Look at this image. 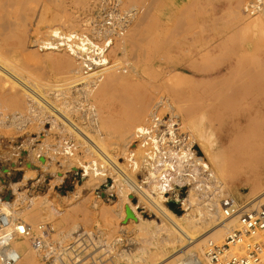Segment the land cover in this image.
I'll return each mask as SVG.
<instances>
[{"label":"rangeland","instance_id":"374dc122","mask_svg":"<svg viewBox=\"0 0 264 264\" xmlns=\"http://www.w3.org/2000/svg\"><path fill=\"white\" fill-rule=\"evenodd\" d=\"M94 1L0 0V201L6 200L7 197L13 198V210L17 215L14 221L32 225L34 227L32 228L34 236L35 234L36 236L40 234L39 230L36 229L45 223L50 224L55 230L52 240L56 242L70 243L80 232L100 230L102 238L99 241L88 242L89 248L74 264H139L136 261L139 256L146 255L145 257H147L155 251V247L151 245L155 241L150 239L151 236L148 233L138 230L139 228L135 224L129 225L128 220H125L126 218L120 219V212L133 204L141 207L138 210L140 213L146 212L149 214L151 221L160 222V219H166L167 208L162 205H159L158 209L154 208L155 211L146 208L144 203H147V200L144 197L148 192L144 187H136L131 183L130 179H126V183L122 182L124 188H127L126 190L129 192L126 193L127 199L125 197L122 199L123 201L119 198L111 197L110 199L114 202H106L103 201L105 198H99L98 194L103 189L102 184L104 181L96 179L94 187L88 188L84 186V182L89 179V176L84 177L85 171L82 164L87 165L92 159H97L96 155L86 150L85 143L76 136L74 130V132H70L69 130L71 129L66 125L64 127L62 121L56 118L54 114L52 115L48 110H43L41 105L37 101L36 103L25 89L23 90L24 85L21 86L26 83L31 87L48 88L50 85L57 83V86H54V89L58 87L56 89L58 90L57 94L54 89L48 93L52 99H54L53 97L57 98V95L59 97L62 96L61 94L65 96L60 98L69 97L70 94L75 95L77 89H82V86L76 88L72 86L71 82L69 83V77L73 74L68 72L61 57V55L67 56L68 54L64 51L59 53L57 50L54 52L45 51L41 47L43 46L42 42L51 40L53 34L50 31H52L51 29L54 30V28H58L60 32H65V34L73 31L91 34L95 32L94 18L99 15V11L96 9L94 11ZM122 1L124 9L136 8L138 14L129 28L130 31L128 30L124 37L125 39H116L115 46L107 51V57L111 65H124L129 68V75H136L134 77L137 83L128 89L129 92L126 91V96H129L130 102H133L131 98L135 96L138 90L150 89L151 86L155 93L161 92L170 95L178 93L184 95L180 101L178 100L183 116L185 115V129L178 131L180 136L188 132L193 133L195 128H198V131L201 132L205 131L206 127L211 125L213 141L215 146H217L216 153L221 158V164L224 165L219 180H214L211 177L208 180L214 196L207 193L205 188L198 189L196 196L199 197L197 198L199 200L197 201L196 209L203 208V205L209 203L213 198L218 199L217 201L222 203L221 200L227 195L234 198L238 204L247 205L257 194L264 192V108L253 111V99L251 97L248 98V102L245 104L229 109L224 107V102L219 96L220 83L214 76L224 64L223 62H225L223 57H229L223 51H213L212 54L208 55L209 57L206 55L201 57V53L194 59L191 57L194 53L185 57L177 71L183 73L187 79L179 84L168 83L169 81L167 80L170 73L175 71L171 66L173 63L178 62L176 59H168L166 55L168 51L173 50L174 53L177 50L180 56L183 57L191 51V46H197L198 48L205 44L208 46H237L246 42L249 34L240 31V28L236 27L234 15L230 10L232 1ZM85 28H89V30ZM177 29L179 33H177ZM159 31L161 32L158 33ZM168 31L171 33L170 37ZM49 32L52 36H50ZM221 37L223 38L221 39L222 41L219 40ZM93 41L101 43L94 36ZM168 43L171 45L170 47ZM178 43H181V48L177 49ZM119 45H123V47L120 48ZM259 45L260 43H255V48H248L246 57H251V51L253 54L259 53L261 55L262 61L257 63V66L259 67V78L262 79L264 91V44ZM218 54L220 57H218ZM208 61L212 63H208ZM250 61L253 60L248 58L247 62H249V65L251 64ZM211 67L212 69H210ZM8 72H11L10 75ZM66 81L68 82L65 83ZM102 84L100 87L103 86ZM187 84L189 86H186ZM136 85L137 87H135ZM119 93L120 90H110L106 97L107 100L103 103H97L95 100L84 101L83 98L82 103L80 102L82 106L80 104L78 106L80 110L76 111V108H74L73 112L68 113L73 121L102 142L110 154L118 156L119 161L123 163V158L118 155L120 143L123 139V136H121L122 131L120 132L123 127L122 121L124 120L123 107L114 97H117ZM201 94L207 96L205 97L208 100L206 103L200 101L199 97ZM113 97L114 100H112ZM262 97L264 99V94ZM79 98L81 100L82 97ZM209 103L210 109L208 108ZM208 110H210V114L206 118L201 117ZM240 110L242 112L247 111L248 115V125L245 126V134L235 135L230 138L226 146L223 144L225 142L224 132L228 125L229 116H237V112L242 113ZM93 113L97 115H93ZM38 118L39 120H37ZM208 119L211 120V124L208 123ZM190 120L193 122L191 123ZM42 135H46L45 139H48V141L40 154L42 157L39 158L36 156V150L38 145H41L44 140L41 138ZM195 135L197 136V133ZM32 139L34 142L31 141ZM20 143L22 144L20 145ZM81 143H83L82 147ZM66 144L77 149L75 158L71 159L59 153L58 157L52 158L51 155L45 153L47 149H56L60 145L65 146ZM196 144H194L193 150L197 156L201 157L200 149H198L199 143ZM207 162L211 164L210 161ZM16 168L23 169V171L31 168L33 173L31 172L30 179L20 186L17 192H14L11 185L15 184L25 173L23 171L16 172ZM212 168L216 171L213 165ZM184 170H187L186 166ZM178 172L179 174L181 173L180 170ZM188 172L190 170L186 172L187 175L189 174ZM186 174H180L179 176L185 177ZM215 174L217 176L218 171ZM116 176V174L112 173L108 183L118 188L115 180H112ZM83 178L85 179L84 182H82ZM8 184L11 185L9 186ZM129 186H132L131 189ZM70 187H73L74 190H69ZM104 189H108V187ZM77 190L80 193L78 196L75 195ZM110 194L112 196L115 194L117 197L116 190H112ZM10 195L12 196L10 197ZM188 195L187 188L180 191L181 197L187 198ZM139 202L140 204H138ZM121 203L124 205L122 206ZM178 207L179 205H176V208ZM1 208L2 206L0 205ZM142 208H145V210ZM34 211L41 215L35 214ZM34 214L36 218H34ZM154 214H158V217ZM143 215L145 216V214ZM124 217L126 216L124 215ZM159 217L160 219H158ZM236 225L237 222H235L234 226L236 227ZM23 237H20L21 240L18 239L20 240L19 243ZM28 239V245L33 248L35 240L32 238ZM149 243L151 246H149ZM107 247L112 250L110 249L108 252L109 249ZM184 247L186 246L179 245V250L170 251V259L172 260V257L175 258L184 254L189 249V247ZM15 248H18L17 245ZM36 262V264H43L38 250L36 252ZM21 263L22 260L20 261ZM204 263L211 264L207 258H204Z\"/></svg>","mask_w":264,"mask_h":264},{"label":"bare ground","instance_id":"6f19581e","mask_svg":"<svg viewBox=\"0 0 264 264\" xmlns=\"http://www.w3.org/2000/svg\"><path fill=\"white\" fill-rule=\"evenodd\" d=\"M231 1L232 4L230 6V10L234 15L236 27L240 28V31L249 34V37H247L246 42L241 43L237 46H208L207 44H205L201 47L199 46L201 49L197 46H191V51L188 52V54H185L183 57L180 56V53L177 50H175L174 53L173 50L168 51L166 52L168 59H176L178 60V62L173 63V65L171 66V68L175 69V71L173 73H170L167 80L169 81L168 83L171 82L179 84L187 79L185 75H183V73L177 71V69H179V67L182 65V61L185 59V57H188L194 53L191 56L194 59L200 53V56L202 57L204 55L208 56L212 54L213 51H223L224 54L229 57H223L225 62H223L224 64L214 76L220 83L219 96H221L222 102H224V107L226 109H229L234 108L238 105L245 104L248 102V98L251 97V99H253L252 110L258 111L264 108V99L262 97L264 91L261 82L262 79L259 78V67L257 66V63L262 61V57L259 53L253 54L252 51L250 52L251 57H246V50H248V48H255V43H260V45L264 44V0ZM118 2L120 3L121 7L120 12L124 15L123 19H121V16L115 14L113 11L111 14H109V16L112 18L110 23L106 22L103 26H100V28L93 32V34L91 35L80 34L79 32L75 31L69 34H65V32H60L58 28H54V30L51 29L52 31H50L53 34V37H51L52 42L51 40L49 42H42L44 47L41 44V48H43L45 51L54 52L55 50H57L59 51V53L64 51L66 54L69 55H61L68 72L73 74L71 77L68 76L70 79L69 83L71 82V84H73L72 86L76 88L82 86V89H77L75 95L70 94L69 97L60 98L62 96H65L64 94H61L62 96L59 97V95H57V98L53 97L54 99H52L50 98L51 95L49 96L48 93L50 90L54 89V86H57V83L54 85H50L48 88H43L39 86L31 87L28 86V84L26 83L22 85L20 82L19 83L21 86L24 85L23 90L25 89V91L28 92V94L35 100V102L37 101L41 105L43 110H48V112L50 111L52 115L54 114L56 118L62 121L64 127L66 125L71 129L69 130L70 132L74 130L75 132H73L76 133V136L79 139H82V141L85 143L87 147L86 150L96 155L97 159H92L87 165L82 164L83 169L85 171L84 177L89 176V179L86 182H84L85 179L83 178L82 182H84V186L92 188L95 186L94 182L96 179L104 181L102 184L103 189L100 190L101 192L98 194V196L99 198H105L103 201L114 202L112 199H110L111 197L119 198L120 200L124 199L125 197L127 199L126 193L128 191L126 190L127 188H124L122 182L127 181L126 179H130L131 183H133L136 187H144L148 192V194H145L144 197L146 198L147 203L143 202L146 208L152 209L154 211V208L158 209V207H160L159 205H162L163 207L167 208L168 213H165L166 219H160L159 217L158 219H160L161 221L159 220L160 222H158L151 221L150 215L146 212L140 213L138 211L139 208L141 209L140 206H135L131 204V208L129 207L134 214L133 218L128 219L129 225L135 224L137 228H139L138 230L148 233L149 236H151L150 239L155 241L154 243H151V245L155 247V251L147 257H145L146 255L139 256L136 260L139 264H206L204 263V258H206L204 254L206 253L207 242L213 241L218 244L224 242V237H226L229 231L235 227L234 224L236 222V219H230L225 217L223 211V204L217 201L218 199L216 198H211L212 202L210 201L209 203L203 205V208L196 209L197 201L199 200L197 199L199 197L196 196L197 192L199 191L198 189L205 188L207 193H210L212 196L213 190L211 189V184L208 180L210 177L214 178V180H219V178L221 177L220 175L222 168L224 167V165L220 162V156L216 153L217 146H215L213 141L212 127L211 125H208L205 131L202 132L198 131V128H195L193 131L197 133V136L194 132H188L183 136H180L179 132L185 129V115L183 116V112L179 107V101L182 97H184V95L182 94L176 93L174 95H170L168 93L166 94L161 92L155 93L152 89V86L150 85V89L138 90L135 96L131 98L133 102H130L129 96H126V91H128L130 87L137 83L134 77L136 75H129V68L125 67L124 65H111V62L108 60L107 57V51L109 50V48L111 49V47L113 48L115 46L116 39H122L126 36L130 26L133 24V20L135 21L137 17L138 10L136 8H130L126 10L123 7V1L118 0ZM85 29L89 30V28ZM160 32L161 31H159L158 33ZM177 33H179V30ZM168 35L170 37L171 33H169ZM50 36L52 35L50 34ZM93 36L95 39H99L101 43L94 42ZM221 39L223 38H219V40ZM165 45L167 44L165 43ZM170 46L171 45H169V47ZM122 47L123 45L120 46V48ZM179 47L181 48V43H178L177 49ZM218 57H220L219 54ZM248 58L253 60L250 61V65L249 62H247ZM213 59L215 60V58ZM209 62L211 61H208V63ZM86 64H88V67L92 66L90 71L88 72H85L84 67ZM210 69H212V67ZM8 73L10 75L11 72ZM67 82L68 81H66L65 83ZM101 82L104 83L102 84ZM100 83L103 85L102 87H100ZM186 86H189V84H187ZM135 87H137V85ZM182 87H184V85H182ZM56 89H54L55 93L58 91ZM110 90H120V93L117 94V97H114L118 102H120V104H122L123 107L122 112L124 120L122 121V130H120V132L122 131L121 136H123V139L120 143V148L118 151V155L123 158V163L119 161L118 156L111 155L108 149L102 144V142H100L90 133L86 132V130L81 125L73 121L68 113L73 112L75 110L74 108H76V111H79L80 108H78V106L79 104L81 105L83 98L84 101L95 100L97 103L105 102V100H107L106 97ZM79 97H82L81 100ZM114 97L112 100H114ZM205 97L207 96L201 94L199 97L200 101H204L206 103L208 100ZM71 106L74 107L71 108ZM210 107L211 106L209 103L208 108L210 109ZM209 112L210 110L201 115V117L206 118L210 114ZM246 112H237V116H229L228 125L224 132V145L227 146L228 142L230 141V138L234 137L235 135L239 136L245 134V126L248 125V115ZM93 115L97 114L93 113ZM39 118L41 121V116ZM39 118L37 120H39ZM190 122L192 123L193 121L190 120ZM208 123L211 124V120L208 119ZM41 138H43L44 140L41 145H38V149L36 150V156L39 158L42 157L40 154L42 153L43 147L48 141V139H45L46 135H42ZM31 141L34 142L33 139ZM195 143H199L198 149H200V153L202 155L201 157L199 155L197 156L193 150V146ZM21 144L22 143H20V145ZM60 146L56 149H47L45 150V153L51 155L52 158L58 157V153L71 159L75 158L77 154L76 148L74 149V147H70L67 144L65 146ZM82 146L83 143H81V147ZM207 161H210L211 164ZM212 165L216 168V171H218L217 176L215 174L216 171H214L215 169L213 170L212 168ZM185 166L187 170H184ZM31 168L33 169V167ZM31 168L27 169V171H23V169H15L16 172L23 171L25 173H23L20 178L17 176L19 179L15 184H10L14 192H17L18 188L30 179L32 172ZM179 170L181 172V175L186 174L188 170H190V172H188L189 174H186V176L184 177L179 176ZM112 173H114V175H117L116 177H113L112 180H115V183H117L118 188L113 185L111 186V183H108L110 175ZM112 180H110V182H112ZM3 184L5 183L3 182ZM127 184L130 185L129 183ZM107 187L108 189H104ZM185 188L188 189L189 193L187 198H183L180 196V191L184 190ZM112 190H116L117 197L115 194H113V196L110 194V192L112 193ZM133 190L135 189L133 188ZM79 194V190H77L75 195L78 196ZM11 196L12 195H10V197ZM257 200L264 201V192L259 195L257 194V196L252 201H250V203L248 202V204H251ZM140 202L138 204H140ZM121 204L122 206L124 205L123 203ZM170 204H174L175 207H171ZM0 205L2 206L0 210L4 213L11 215L14 221L17 215L16 212L13 210V198L11 197L10 199L9 197H7L6 200L0 201ZM176 205H179V207L176 208ZM142 209L145 210V208ZM178 211H180V213ZM34 213L38 214L37 211H34ZM35 214L34 218H36ZM143 214H145V216L147 217H145ZM124 215L126 217H124ZM154 215H157L156 217H158V214ZM124 218H126L125 220L127 221V214L125 208L120 212V219ZM21 224L22 223H19L18 226H21ZM22 225H26L30 229L34 228L32 225L29 224ZM25 229L26 228L24 227V230ZM36 230H38V228ZM18 239L21 240V238ZM18 239L14 241L13 245L14 247L17 245L18 248H16V250L20 251L22 260L21 264H36V246L33 245V248L30 247V245H28L29 239L26 236L22 238L23 242L21 241L19 243L20 240ZM17 240L18 242H16ZM151 245L149 243V246ZM179 245L189 247V249H187V251L180 256H177L175 258L172 257L171 260V257L169 255L170 251L179 250ZM107 249H109V252L111 248L107 247ZM144 251L146 252V250Z\"/></svg>","mask_w":264,"mask_h":264},{"label":"built area","instance_id":"2783aa9c","mask_svg":"<svg viewBox=\"0 0 264 264\" xmlns=\"http://www.w3.org/2000/svg\"><path fill=\"white\" fill-rule=\"evenodd\" d=\"M95 9L99 11V15L94 18L95 31L106 22L110 23L112 18L109 14L113 11L120 15L121 19L124 18L118 0H95L94 11ZM91 67L86 64L85 72L90 71ZM221 201L225 217L236 219L237 225L229 231L221 244L207 242L205 253L207 260L211 264H264V201L240 205L229 195ZM19 223L21 222L13 221L11 215L0 210L1 264L20 263V251L16 250L13 243L23 236L35 240L34 245L41 255L43 264H74L89 248L88 242L99 241L102 238L100 230L83 231L70 243L56 242L52 240L55 230L50 224H41L38 227L40 234L34 236L32 229L22 224L18 226Z\"/></svg>","mask_w":264,"mask_h":264},{"label":"water","instance_id":"95a60500","mask_svg":"<svg viewBox=\"0 0 264 264\" xmlns=\"http://www.w3.org/2000/svg\"><path fill=\"white\" fill-rule=\"evenodd\" d=\"M65 189V188H64ZM73 189V187H70L69 188V190H72ZM170 206L171 207H175V205L174 204H170ZM179 213H180V211H178ZM126 214H127V220L128 219H130V218H133L134 217V214H133V212L130 210V208L129 207H126Z\"/></svg>","mask_w":264,"mask_h":264}]
</instances>
